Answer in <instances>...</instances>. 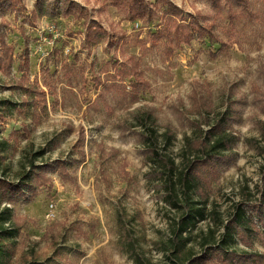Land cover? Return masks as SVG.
<instances>
[{
	"label": "rangeland",
	"instance_id": "obj_1",
	"mask_svg": "<svg viewBox=\"0 0 264 264\" xmlns=\"http://www.w3.org/2000/svg\"><path fill=\"white\" fill-rule=\"evenodd\" d=\"M171 1L187 15L201 12L212 17L216 13L206 0ZM248 1L251 16L240 14V7L235 8L233 19L229 7L219 15L215 34L226 43L224 50L194 41L190 46L183 45L173 57H167L164 48H152L150 43L145 48L140 43L159 22L132 23L102 1L95 2L96 6L93 1L91 7H106L99 16L103 24L128 37L117 52L105 41L85 48L84 22L73 17L44 16L33 27L24 22L25 15L5 16L12 30L9 43L20 51L26 44L22 34L28 38L29 75L47 93L39 124H32L20 113L6 118L5 137L25 125L32 129L28 139L21 138L11 159L17 163L28 146L46 149L45 160L63 159L71 177L63 180L51 174V189H41L33 201L13 206L19 219L26 220L19 237L21 250L35 251L42 264H56L53 253L60 247L73 264H134L121 243V215L127 223L131 221L139 249L154 264H166L158 249L169 235V221L177 212L166 202L163 183L151 176L150 162L128 129L133 126L135 113L153 111L161 131L170 125L175 133L169 153L178 160L181 139L191 131L188 120L196 118L191 113L195 90L200 100L206 98L213 105V113L221 114L231 106L237 111L231 112L236 118L230 122L239 139L234 146V161L223 166L211 202L227 220L236 203L244 199L245 187L250 188L251 199L259 198L264 161L260 152L264 127V0ZM24 3L28 13L33 11L35 0ZM132 55L141 59L143 78L150 84L136 101L129 95V80L117 82V89L104 91L106 83H114L113 57L123 63ZM96 77L104 84L96 82ZM5 82L0 80V101L19 102V95L2 87ZM81 129L85 131L81 148L85 159L79 161L74 147L79 144ZM199 226L205 227V223ZM240 249L245 248L241 245ZM253 250L264 255V236L255 239ZM16 264L21 263L16 260Z\"/></svg>",
	"mask_w": 264,
	"mask_h": 264
},
{
	"label": "trees",
	"instance_id": "obj_2",
	"mask_svg": "<svg viewBox=\"0 0 264 264\" xmlns=\"http://www.w3.org/2000/svg\"><path fill=\"white\" fill-rule=\"evenodd\" d=\"M93 1L94 6L100 1L111 5L132 23L159 22L154 29H149L148 37L140 43L145 48L148 43L152 48H164L167 57H173L183 45L190 46L194 41L224 50L226 43L215 34L220 13L229 7V17L233 19L235 8L240 7V14L251 16L248 0H206L216 12L212 17L201 12L187 15L171 0H155L154 3L147 0H35L30 13L24 0H0V80L6 81L3 88L20 97L19 102L0 101V264H16V260L21 264H42L35 251L21 250L19 237L26 220L19 219L13 206L33 201L41 189H51V174L63 180L71 179L69 167L63 159L45 160L46 149L35 150L28 146L21 151L17 163L12 161L21 138L28 139L32 129L25 125L5 137L6 118L20 113L32 124H39V113L47 106V93L38 80L32 81L29 75L28 38L22 34L26 44L20 51L9 43L12 30L5 16L15 14L19 18L25 15L24 22L33 27L44 16L73 17L84 22L86 32L82 44L85 48L91 49L105 41L109 47H115L116 52L121 50L128 37L112 25L106 27L103 24L99 16L106 7L103 5L96 10L91 7ZM95 11L97 18L94 17ZM112 67L114 83L107 81L105 92L117 89V82L129 80L132 87L129 95L136 101L144 93L142 91L149 88V82L143 78L140 58L132 55L121 63L115 56ZM97 80L104 84L100 77H96ZM200 96L198 90L192 94L191 113L196 114V118L188 120L191 131L184 133L181 139L178 160L169 153L176 140L175 133L170 125L161 131L153 111L135 113L133 126L128 129L150 162L151 176L163 183L166 202L177 212L169 221V235L161 242L158 253L166 264H264V255L253 250L255 239L264 236V161L260 167L259 198L251 199V190L245 187L244 199L236 203L225 220L210 196L223 166L234 161V146L239 139L230 122L236 118L231 112L237 111L231 106L221 114L213 113V105L206 98L200 100ZM261 135L263 145L260 152L264 158V127ZM84 142L85 131L81 129L79 144L74 147L75 153L81 157L79 161L85 159V152L81 149ZM130 222L118 215L121 243L129 258L134 264H154L140 250ZM201 223H205V227H200ZM241 245L245 249H240ZM53 258L56 264H73L62 247L54 251Z\"/></svg>",
	"mask_w": 264,
	"mask_h": 264
}]
</instances>
